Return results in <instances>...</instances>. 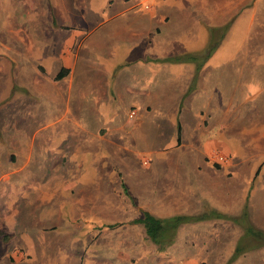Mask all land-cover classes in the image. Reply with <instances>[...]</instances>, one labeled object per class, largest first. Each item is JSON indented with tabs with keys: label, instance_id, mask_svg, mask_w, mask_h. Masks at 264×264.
I'll return each instance as SVG.
<instances>
[{
	"label": "crops",
	"instance_id": "crops-1",
	"mask_svg": "<svg viewBox=\"0 0 264 264\" xmlns=\"http://www.w3.org/2000/svg\"><path fill=\"white\" fill-rule=\"evenodd\" d=\"M93 2L0 29V264H264V0Z\"/></svg>",
	"mask_w": 264,
	"mask_h": 264
},
{
	"label": "rangeland",
	"instance_id": "rangeland-1",
	"mask_svg": "<svg viewBox=\"0 0 264 264\" xmlns=\"http://www.w3.org/2000/svg\"><path fill=\"white\" fill-rule=\"evenodd\" d=\"M17 0H0V29L1 33L6 36L8 32L4 30L6 27H10L13 23L19 22H30L32 23L34 20L33 12L28 9L31 5H29V0H18L19 4H15ZM77 0H66L69 4L67 7V11H63L61 14H55V8L60 10V0H34L35 7V19L37 23H65L68 21L71 24L80 25H93L96 22H99L100 15H85V16H76L72 15L71 11L76 7L75 3ZM64 2V0H63ZM84 3H89V0H83ZM95 4V0L93 2ZM96 5V4H95ZM263 24V26H262ZM261 25V26H260ZM253 26V27H252ZM247 31H244L242 27H244L241 23H235L233 26V30L228 31L227 40H219L218 46L211 48L214 54H217L216 62L219 63V59L223 58L224 60H233L235 56H239V48L237 45L239 44V38H247V39H264V20L258 24L254 23ZM255 26V27H254ZM214 34V32H213ZM245 34V36H244ZM217 41L213 39L211 41V45L215 44ZM50 42L47 43L46 47L42 48V53L38 52L39 59L46 65L47 69H52L54 67V61L56 59V55L60 52L61 45L57 41L51 48ZM193 46H199V44H195ZM6 49V48H5ZM9 49V48H8ZM231 60V61H232ZM225 61H222V63ZM246 244L242 243L241 247H245ZM237 248H239V244H237ZM242 250H245L243 248ZM241 253L239 254V256Z\"/></svg>",
	"mask_w": 264,
	"mask_h": 264
},
{
	"label": "trees",
	"instance_id": "trees-1",
	"mask_svg": "<svg viewBox=\"0 0 264 264\" xmlns=\"http://www.w3.org/2000/svg\"><path fill=\"white\" fill-rule=\"evenodd\" d=\"M143 223L145 224L147 233L151 237V239L153 241H157V234L162 227L159 221L151 217L150 215H145L143 218Z\"/></svg>",
	"mask_w": 264,
	"mask_h": 264
},
{
	"label": "built area",
	"instance_id": "built-area-1",
	"mask_svg": "<svg viewBox=\"0 0 264 264\" xmlns=\"http://www.w3.org/2000/svg\"><path fill=\"white\" fill-rule=\"evenodd\" d=\"M134 114H135V112H134V111H131V112L129 113V117H133ZM218 158H219V160H224V159H225V157H224L223 155L219 156Z\"/></svg>",
	"mask_w": 264,
	"mask_h": 264
}]
</instances>
